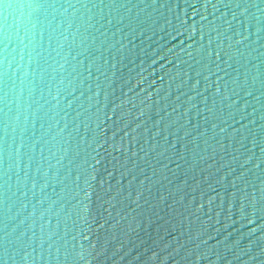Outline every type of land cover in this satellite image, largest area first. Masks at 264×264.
<instances>
[{
  "label": "water",
  "instance_id": "95a60500",
  "mask_svg": "<svg viewBox=\"0 0 264 264\" xmlns=\"http://www.w3.org/2000/svg\"><path fill=\"white\" fill-rule=\"evenodd\" d=\"M0 264H264V0H0Z\"/></svg>",
  "mask_w": 264,
  "mask_h": 264
}]
</instances>
